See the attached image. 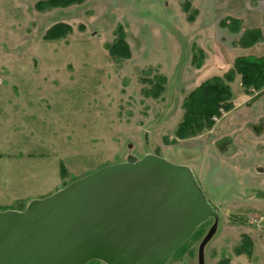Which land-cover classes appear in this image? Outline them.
<instances>
[{
	"label": "rangeland",
	"instance_id": "374dc122",
	"mask_svg": "<svg viewBox=\"0 0 264 264\" xmlns=\"http://www.w3.org/2000/svg\"><path fill=\"white\" fill-rule=\"evenodd\" d=\"M38 1L0 0V213L154 155L189 167L218 216L204 264H264V91L246 94L237 79L233 109L210 131L175 135L197 86L223 75L237 57L264 54L237 47L241 34L221 26L229 17L257 25L255 3L86 0L39 12ZM59 23L72 32L44 40ZM119 28L131 49L127 60L108 52ZM159 85L157 97L143 92ZM215 222L210 217L168 264H199ZM245 235L250 257L235 253Z\"/></svg>",
	"mask_w": 264,
	"mask_h": 264
},
{
	"label": "water",
	"instance_id": "95a60500",
	"mask_svg": "<svg viewBox=\"0 0 264 264\" xmlns=\"http://www.w3.org/2000/svg\"><path fill=\"white\" fill-rule=\"evenodd\" d=\"M210 217L199 264L219 220L193 171L132 158L0 213V264H168Z\"/></svg>",
	"mask_w": 264,
	"mask_h": 264
},
{
	"label": "trees",
	"instance_id": "16d2710c",
	"mask_svg": "<svg viewBox=\"0 0 264 264\" xmlns=\"http://www.w3.org/2000/svg\"><path fill=\"white\" fill-rule=\"evenodd\" d=\"M86 0H39L36 9L44 12L54 8H67L75 4H81ZM188 20L193 22V16ZM221 26L228 28L234 34H241L235 42L237 47L243 49L252 48L262 42V33L259 29H246L241 19L229 17L221 21ZM72 32L71 26L63 23L52 26L46 32L44 40L55 41L65 38ZM110 56L114 59L127 60L131 58V49L126 42L122 28L116 31V38L108 48ZM237 79L244 93L264 91V55H243L237 57L232 67L221 76H214L197 86L183 102V120L175 133L176 139L183 140L197 137L204 132L210 131L214 126V119L221 117L225 112L233 109L234 93L232 83ZM165 80H161L162 84ZM151 91V92H149ZM144 90L145 94L157 97L162 91V86L157 90ZM24 211L25 209H21ZM203 224L199 227L191 239L179 250L187 248L191 241L199 238L204 229ZM253 243L248 236H243L241 244L235 249L238 256H251ZM177 251L176 254L179 252ZM175 254V255H176ZM174 255V256H175ZM91 263V262H90ZM89 263V264H90Z\"/></svg>",
	"mask_w": 264,
	"mask_h": 264
},
{
	"label": "crops",
	"instance_id": "0c3cea01",
	"mask_svg": "<svg viewBox=\"0 0 264 264\" xmlns=\"http://www.w3.org/2000/svg\"><path fill=\"white\" fill-rule=\"evenodd\" d=\"M250 2L255 3V6H254L253 11L258 14V16H259V22L257 23V25H253V27H247L246 24H245L244 19H242L243 26L246 29H252L253 28V29H259L261 31L263 40H262V42L258 43L254 47H252V49L253 48L254 49L255 48H261V49H263L264 48V0H250ZM249 10H250V8H249ZM262 55H264V54H262Z\"/></svg>",
	"mask_w": 264,
	"mask_h": 264
},
{
	"label": "flooded vegetation",
	"instance_id": "af4514ba",
	"mask_svg": "<svg viewBox=\"0 0 264 264\" xmlns=\"http://www.w3.org/2000/svg\"><path fill=\"white\" fill-rule=\"evenodd\" d=\"M15 211H22V210L15 209Z\"/></svg>",
	"mask_w": 264,
	"mask_h": 264
}]
</instances>
